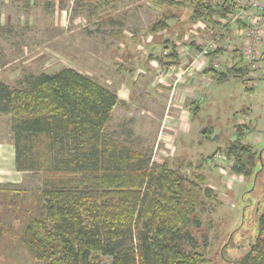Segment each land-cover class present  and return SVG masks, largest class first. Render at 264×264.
<instances>
[{
    "label": "rangeland",
    "instance_id": "rangeland-1",
    "mask_svg": "<svg viewBox=\"0 0 264 264\" xmlns=\"http://www.w3.org/2000/svg\"><path fill=\"white\" fill-rule=\"evenodd\" d=\"M193 7L194 0H0V83L21 87L30 75L68 66L111 89L131 87L128 99L113 108L107 130L155 162L158 156L152 150L179 84L173 93L166 86L173 83V77L165 84L155 83L156 76H162L154 71L158 64L151 60H161L166 66L175 55L174 47L162 46L163 30L151 31V25L169 16V35L173 38L177 33L174 38L181 39L183 45L193 44L199 34L190 22ZM202 24L207 28L205 18ZM215 25L212 33L201 31L205 36L200 43L218 42L219 37L222 44L217 54L223 59L225 54L238 59L223 44L231 40L229 44L233 45L231 38L241 27L230 29L223 21ZM223 29L227 31L224 39ZM153 43L160 52L170 51L164 61L157 52L150 53ZM256 74L253 87L244 82V77L214 81L205 96L196 99V112L190 113H194L189 131L194 145L179 157H169L170 164L185 176L202 174V188L211 186L215 197H201V206L194 212L200 225L187 227L197 240L195 249L206 257L203 264H233L239 260L254 240L257 220L264 210V72L259 69ZM245 117L242 140L251 143L255 153L248 177L233 173L226 163L212 158L235 137V121ZM11 119L9 113L0 110V142L12 141ZM23 173L19 182L0 184V264H45L32 259L20 242L23 224L43 214L37 193L42 176L38 172ZM185 248L189 250L190 246ZM101 261L109 264L110 258L101 257Z\"/></svg>",
    "mask_w": 264,
    "mask_h": 264
},
{
    "label": "trees",
    "instance_id": "trees-1",
    "mask_svg": "<svg viewBox=\"0 0 264 264\" xmlns=\"http://www.w3.org/2000/svg\"><path fill=\"white\" fill-rule=\"evenodd\" d=\"M236 8L228 0H194L190 22L204 17L218 24L214 16ZM168 17L151 31L163 29ZM206 70L225 82L244 77L246 67ZM117 101L115 92L68 66L30 75L21 87L0 83V110L12 118L15 169L42 176L43 214L23 224L25 252L45 264H107L101 257L109 264L205 263L187 227L200 225L194 212L202 196L215 198L212 189L202 188V174L187 177L109 132ZM235 123V137L219 151L232 160L233 173L248 177L255 153L242 140L247 124ZM257 221L254 240L233 264H264V210Z\"/></svg>",
    "mask_w": 264,
    "mask_h": 264
},
{
    "label": "crops",
    "instance_id": "crops-1",
    "mask_svg": "<svg viewBox=\"0 0 264 264\" xmlns=\"http://www.w3.org/2000/svg\"><path fill=\"white\" fill-rule=\"evenodd\" d=\"M203 18L204 17H201L200 19L197 20L196 23H192L193 28L195 29L196 32L198 31L199 34H196L194 38L195 40L191 41L193 42V44L190 43L187 45L185 44L183 45L181 39L178 40L177 38H174L177 36V33L174 34L173 38H172V35L171 36L169 35L167 30L170 29L171 23L168 21L169 20L168 18L165 19V27L161 29L163 31L160 32L162 35L160 41L163 42L162 46L166 47L167 49L168 47H171V46L174 47V55H175V59H172L170 61V65L173 67V74L170 76V79L171 77H173L172 78L173 80L176 77V74L180 69L185 68L189 66V64H191L192 59H193V53L199 49L200 42L204 40V38L202 37L205 35L202 32L209 31L210 33H212L213 32L212 29H214L213 26H217L215 24L210 25L209 24L210 22L208 21V19L205 18V22L207 23V28L204 27V25L202 24ZM226 33L227 31L223 29V33H222L224 35L222 36L223 39L225 38ZM151 35H149L148 37L149 41H151L153 38ZM157 47L158 46H156V44L153 43L151 45V48H153V50L150 53L157 52V54L155 53L156 56H160V50L157 49ZM220 55L221 54L218 55L217 53H215L214 55L210 57L198 58L193 63V65L195 66L194 74L186 75L182 79L181 82L177 83L179 84V86L177 88L176 96L172 98V100H170L168 103V107H169L168 109L171 108L170 109L171 111L169 112L168 110V112H166L165 115L163 116V121L161 123L160 130L157 134V140L152 150V153L158 156L155 162L161 163L163 161H166L169 168L178 169V167L170 164L169 157L171 155L179 157L181 156L180 155L181 153L185 152L186 148H190L192 145H194L193 143H195V141L191 140L190 139L191 137L189 136L190 126H191L190 121L193 118L192 116L193 114H190L192 111V105L194 102L197 101L196 100L197 98L201 96H205V92L207 93L208 90L212 88L214 81L222 83V81L216 80V77L214 76L215 75L214 71L205 72L207 71L206 70L207 66L210 64V60H211L210 58H213L214 56L220 57ZM221 56L223 58V55ZM224 56H225V59H222L223 66L220 68L219 71H225V69L227 68L226 64H231V65L236 64L237 67H240L243 65L242 62H239V60H237L236 58H232L231 55L225 54ZM151 61L154 62L155 64H158L157 66L156 65L154 66L155 67L154 71L158 73L160 70L158 66H160L162 61L161 60L157 61L156 59H153ZM167 63L168 61H166V64ZM122 69H125V68L122 67L121 70ZM155 80H156L155 83L165 84V82L169 80V78H164V77L158 78L156 76ZM172 84L173 83H169V84L167 83L166 86L168 87L169 90L170 89L172 90ZM101 85L115 92L118 98L117 104L120 101L124 102L125 100H127L131 92V87H126L123 85H119L118 87H113V89L109 88L105 84L104 85L101 84ZM195 93H198V94H195ZM188 98L191 101L185 102V100ZM173 102H174V105H173ZM166 107H167V102H166ZM174 159H171V160H174ZM176 160H179V159H176ZM216 167H217L216 170H218L219 169L218 165H216ZM23 174H24L23 172H19L15 169L14 147H13L12 141L10 140L6 142H0V184H6L10 182H19L22 180Z\"/></svg>",
    "mask_w": 264,
    "mask_h": 264
},
{
    "label": "built area",
    "instance_id": "built-area-1",
    "mask_svg": "<svg viewBox=\"0 0 264 264\" xmlns=\"http://www.w3.org/2000/svg\"><path fill=\"white\" fill-rule=\"evenodd\" d=\"M228 1L229 3H234L237 8L233 12L227 13L226 17L219 19V21H223L224 23L228 24L230 29H238L239 26L241 29L238 31V35L233 36V41H235L233 45L229 44L231 41H227V43L223 45L227 46L226 50L232 51L235 56L238 57L237 60L244 64L246 67L244 79L248 86L253 87L254 79L258 78L256 72L259 69L260 71L264 72V0ZM220 42L221 38L218 37V42L214 41L213 43L206 44L200 43L199 49L193 53L191 64L177 72L172 84L173 93L177 83L181 82L186 75L194 74V61H196L198 58L210 57L217 53L218 48L222 44ZM169 53L170 51L164 49L162 52H160L159 57L164 61V58H166L167 54ZM210 59V65L213 69L218 70L223 66V58H221V55L220 57L214 56ZM161 66L163 71H161L162 69L160 70L161 72L159 71L160 75L164 78H169L173 74V67L171 65L165 66L163 64L160 65V67ZM230 66L231 64H226L227 68ZM246 120L247 117H245L244 120L237 122L242 124ZM214 158L221 163H226L228 168L231 169L232 160L228 159L225 154L218 153L214 156Z\"/></svg>",
    "mask_w": 264,
    "mask_h": 264
}]
</instances>
